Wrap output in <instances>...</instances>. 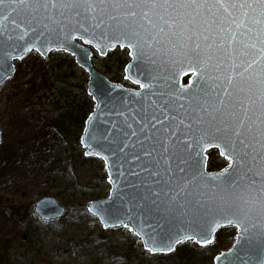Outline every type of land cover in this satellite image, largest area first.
Returning a JSON list of instances; mask_svg holds the SVG:
<instances>
[{"label": "snow or ice", "instance_id": "1", "mask_svg": "<svg viewBox=\"0 0 264 264\" xmlns=\"http://www.w3.org/2000/svg\"><path fill=\"white\" fill-rule=\"evenodd\" d=\"M77 39L101 55L127 49L125 79L141 89L110 108L98 98L112 118L81 143L116 171L112 199L126 207L115 219L89 211L150 253L206 246L213 226L231 225L240 247L218 264L264 255V0H0V80L26 52H72ZM214 149L227 163L217 173Z\"/></svg>", "mask_w": 264, "mask_h": 264}, {"label": "rangeland", "instance_id": "2", "mask_svg": "<svg viewBox=\"0 0 264 264\" xmlns=\"http://www.w3.org/2000/svg\"><path fill=\"white\" fill-rule=\"evenodd\" d=\"M93 53L94 67H104L106 79L131 87L123 76L130 60L126 49L106 57ZM14 63L16 72L0 88V264L139 263L147 256L139 238L124 227L103 229L87 211L90 202L107 198L110 190L102 160L85 157L75 135V141L61 139L50 126L59 114L54 103L78 98L87 75L62 52L42 59L32 51ZM56 78H62L60 85H53ZM14 136L27 142L18 143L11 158L6 154ZM218 159L216 151L208 154L209 170L224 164ZM43 197L66 209L61 220L34 217L33 204ZM233 233L218 231L204 247L203 264H213Z\"/></svg>", "mask_w": 264, "mask_h": 264}, {"label": "water", "instance_id": "3", "mask_svg": "<svg viewBox=\"0 0 264 264\" xmlns=\"http://www.w3.org/2000/svg\"><path fill=\"white\" fill-rule=\"evenodd\" d=\"M73 44L75 45V48L73 49L72 52L63 51V50L57 51L55 48H53V50H51V51H46L43 54L40 51H36L35 49H33V51H35L38 55H40V57H42V59L46 58L50 52H64L67 55L71 56L73 58L75 64L80 69H82L84 71V73L87 75L86 93L93 103V109H92L91 113L87 116V118L84 122V127L82 129L79 142H80L82 149H84V156L85 157H87V158L88 157H95V158L103 161L104 167L106 170V174H107V182L110 185V190H109L107 198H105L103 200L90 202L87 206V211L90 214H92L95 218L98 219V221L101 224L103 229L123 227V225L118 224L116 226H109V227L105 228L103 223H102L101 216L99 214H97L95 211H92V212L89 211L90 208H100L101 206H103L101 208V210L106 209V214L109 217L115 219L116 217H119L123 214L126 205L122 204V201L120 199H112V193L114 191V185L109 183V180H110V178L117 179L116 171L115 170L110 171L109 166L106 165V162L104 159H102L96 155H86L85 153L88 152L89 149L87 147H85L81 143V141L84 140L85 138H87V136H88L87 130L92 126L93 122L97 120V117H99V120H101V121H107L108 119L112 118V117H109L108 115H106L105 112L99 111V109H98V98H99V101H102L103 105H106L107 107L110 108L114 104L119 105L121 97H123L125 100L138 99V97H132L129 94L140 92L141 89H140L139 84L133 83L131 79H125V80L128 81L134 87H136L135 89L134 88H131V89L126 88L120 84L112 83V82L108 81L94 67V65L91 61L93 51L97 52L99 57H105L108 54V52L114 51L117 47L119 48V46H117L115 49L107 50L105 55H101L100 52H98L95 47H93L90 44H85L83 42V40L77 39L76 41H73ZM119 49H121V48H119ZM27 53H29V52H26L24 54V57ZM86 54H90V57ZM129 58H130V62L128 64H126V66L124 67V71H123L124 72V78L130 74V70H128V65L133 63L130 55H129ZM19 60H21V59H15V60L10 61V64H11L10 75L8 77L0 80V87L6 80H8L16 72L14 62L19 61ZM82 65H84V66H82ZM0 71H8V68L5 67L3 69H0ZM184 78H187L186 83H184V81H183ZM193 80H194V77H192L191 73H189L188 75L183 77L182 84L185 86H188L189 82L193 81ZM103 127H104V125L102 124L101 129ZM0 142H1V131H0ZM206 163H207V161H206ZM222 170H220V171H222ZM220 171L211 172V173H217ZM120 179H123V178H120ZM33 212H34L35 217L38 218L39 220L43 221V222H55V221L61 220L64 217L65 208L63 206L59 205L57 200H55L54 198L43 197L34 203ZM228 226H231V225L213 226V228L210 230L212 240L214 239L216 233L219 230L226 228ZM126 229H128V228H126ZM130 232L133 235H135L137 238H139V240L141 241L142 247L146 250L143 238L139 235H136L133 231H130ZM237 237H238V234L236 235L234 245L230 249L225 250V251H221L217 256L214 257L213 264H218V261L216 258L220 257L221 254H228L230 252H234L237 248L240 247V245L238 244ZM188 241H192L194 244H196L199 247H206L207 245H209V244H207L206 246H202L201 244L196 243L194 240H185L182 243L188 242ZM180 244L181 243L176 244L174 247V250ZM170 253L171 252H156V253H150V254L168 255ZM242 254L247 255V257L249 258L248 264H259L260 260L264 259V255H262L258 249H254L251 247L247 253H243V250H242ZM229 258L231 259L232 257H229Z\"/></svg>", "mask_w": 264, "mask_h": 264}, {"label": "trees", "instance_id": "4", "mask_svg": "<svg viewBox=\"0 0 264 264\" xmlns=\"http://www.w3.org/2000/svg\"><path fill=\"white\" fill-rule=\"evenodd\" d=\"M99 70L102 73L106 72L104 71V67H101ZM61 83L62 78H56L53 85L57 86ZM79 89L81 95L78 96V98L77 96H70L67 97L64 103H60V101H56L54 103L56 110L59 111V114L53 121L50 122V126L54 128L56 135L61 137V139L65 138L67 141H75V136L76 141L79 139L78 135L80 134L78 133H81L85 119L93 108L89 97L86 95L85 87H81ZM13 130H16L15 127ZM12 139H14V142L9 144V152L6 155H11V158H14L17 144H24L27 141L23 142V139H20L19 136H14ZM190 244L191 243H182L173 253L167 256H146L137 264H203L202 259L205 257L203 254L205 248H200L194 244Z\"/></svg>", "mask_w": 264, "mask_h": 264}, {"label": "bare ground", "instance_id": "5", "mask_svg": "<svg viewBox=\"0 0 264 264\" xmlns=\"http://www.w3.org/2000/svg\"><path fill=\"white\" fill-rule=\"evenodd\" d=\"M63 54H66V53H64V52H62ZM86 95H87V93H86ZM88 96V95H87ZM89 97V96H88ZM211 151H216L217 152V157L219 158L218 160L220 161H222V162H224V164L223 165H221V166H219L218 165V163L215 165L216 167H217V169H218V171H220V170H222L223 168H225L226 166H227V163H226V161H224L223 160V158L222 157H220L219 156V152H218V150H211ZM206 155H208V154H206ZM220 161V162H221ZM33 206H34V204H33ZM33 210V209H32ZM65 213H66V209H65ZM33 214H34V212H33ZM34 217H35V215H34ZM36 218V217H35ZM38 219V218H37ZM227 228H229V229H232V230H234V233H233V236H232V242H231V244H230V246H228L227 247V249L225 248V250H228V249H230L233 245H234V243H235V238H236V235L238 234V230L235 228V227H233V226H228ZM179 246V245H178ZM177 246V247H178ZM176 247V248H177ZM143 248V247H142ZM176 248H175V250H176ZM143 250H144V252H146L147 253V256H156V255H160V256H165V255H161V254H150L147 250H145L144 248H143ZM174 250V251H175ZM225 250H222V251H225ZM174 251H172L171 253H173ZM170 253V254H171ZM170 254H168V255H170ZM167 256V255H166ZM214 259V258H213Z\"/></svg>", "mask_w": 264, "mask_h": 264}]
</instances>
